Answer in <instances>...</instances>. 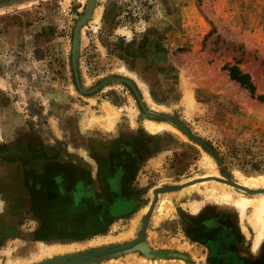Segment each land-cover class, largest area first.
Masks as SVG:
<instances>
[{"label": "rangeland", "instance_id": "rangeland-1", "mask_svg": "<svg viewBox=\"0 0 264 264\" xmlns=\"http://www.w3.org/2000/svg\"><path fill=\"white\" fill-rule=\"evenodd\" d=\"M208 175L264 190V0H0V264L134 241L156 189V252L86 264H264L251 209Z\"/></svg>", "mask_w": 264, "mask_h": 264}, {"label": "bare ground", "instance_id": "bare-ground-1", "mask_svg": "<svg viewBox=\"0 0 264 264\" xmlns=\"http://www.w3.org/2000/svg\"><path fill=\"white\" fill-rule=\"evenodd\" d=\"M124 71H126V70L124 69ZM110 118H111V116H110ZM145 125L147 128H150L151 131H154L155 129L169 128L175 132H178V130L176 128H174L169 123L156 124L155 122H153L150 119H145ZM211 179L216 180L218 183L225 185L226 190L224 191L223 194H224L226 199L232 200V202H228L226 205H228L230 207H235V205L239 206L241 215L244 214L245 212H247L249 208L251 209V216H252L251 220L253 223H258L260 225V228H259L261 231L260 236H262V231H264V190L260 189L261 184L256 182L257 178H254V177L249 178V181H242L240 179H239L240 180L239 181L238 179H236L237 182H235V183L240 185L241 188H238L236 186H235L236 188L233 187L232 186L233 184H231V181H229V183H228L224 178H222L218 175H212V176L208 175V176L203 177V178H198L199 181H205V180H211ZM187 186H181L180 188H178L176 190H180V189L185 188ZM163 187H164V185H162L161 188H163ZM231 188H235V189L239 190V193H237V192L233 193V191H231ZM246 189L259 190V191H256L254 193H249L246 191ZM171 191H175V190H171ZM168 192H170V191H168ZM149 208H150V206L147 209H149ZM145 234H146V232H145ZM140 242L141 241H138V243L136 242L134 245H137ZM76 247H77V245L75 243H66V242H64V243L58 242L51 247H48V246H45L42 244V245H40L39 252L36 254V256H34L31 259L32 261L27 263V264H34V263H37V261L39 264H47V262L54 261L53 260L54 257L53 258H50V257L54 256L55 254L60 253V254H64L65 256H68L70 253L74 252L73 250ZM104 250H106V248L99 249L98 251L100 252V251H104ZM145 251H147V250H145ZM34 259H37V260H34ZM82 261H83V259L76 261L72 264H79ZM18 264H22V263L19 262Z\"/></svg>", "mask_w": 264, "mask_h": 264}, {"label": "water", "instance_id": "water-1", "mask_svg": "<svg viewBox=\"0 0 264 264\" xmlns=\"http://www.w3.org/2000/svg\"><path fill=\"white\" fill-rule=\"evenodd\" d=\"M231 184H233L234 186H236L238 188H241L240 185H238L232 181H231ZM176 187H179V186H177V185H166L161 189L172 190V189H176ZM246 191L249 193H254V192L259 191V190L246 189ZM154 194H155L154 200L152 201V204L150 206V210L148 211V213L145 216V219L143 221L144 224H142L141 232H140V234L136 240L125 243V244L115 245V246L108 247V248L106 247V250L100 251V252L98 250L104 249V248H97V249L92 250V251L74 254V255H72V256H76L74 259L64 261V262H59L58 264H68V263L70 264L71 262H76V261H79L81 259H83V261L80 262L79 264H86V263L95 261L97 259H100L101 257L114 255L116 253L123 252V251H131V250H141L142 252L149 251L150 249L147 246V243H146L144 237H145L146 227L149 223L150 217L152 216V213H153L154 208L156 206V203L158 201L159 190L156 189L154 191ZM138 241H141V242L137 245H134L136 242L138 243ZM139 245H144L143 247H145V248L143 249V247H139ZM145 250H147V251H145ZM79 255H81V256H79ZM54 264H57V263H54Z\"/></svg>", "mask_w": 264, "mask_h": 264}, {"label": "crops", "instance_id": "crops-1", "mask_svg": "<svg viewBox=\"0 0 264 264\" xmlns=\"http://www.w3.org/2000/svg\"><path fill=\"white\" fill-rule=\"evenodd\" d=\"M162 197H164V195H161L159 197V201L162 199ZM153 217H154V215H152L151 218H150L149 230H150V223L152 222V218ZM148 231L146 232L144 239H146V236L148 234ZM193 238L196 239V241L199 244H201L203 247H205V245L207 244V242H209V240H210V233L207 230H205L204 227L196 228L194 230ZM220 238H221V236H218V239H220ZM146 243H147V246L152 250V253L154 254L156 252V250L154 251L153 250L154 248L152 249V244L148 240H146ZM36 251H38V250H36ZM36 251H34V253ZM132 254L133 255H136L137 254V257H139L141 259H143V258L146 259V257H145L146 255H143L141 252H132ZM3 260H4V258L2 259V261ZM152 262H154V261H152ZM2 264H3V262H2ZM216 264H223V263L218 260V261H216Z\"/></svg>", "mask_w": 264, "mask_h": 264}, {"label": "trees", "instance_id": "trees-1", "mask_svg": "<svg viewBox=\"0 0 264 264\" xmlns=\"http://www.w3.org/2000/svg\"><path fill=\"white\" fill-rule=\"evenodd\" d=\"M230 76L240 82V84L246 88H248L251 92H254L255 87L250 82V79L247 74H242L237 67L232 66L229 68Z\"/></svg>", "mask_w": 264, "mask_h": 264}]
</instances>
